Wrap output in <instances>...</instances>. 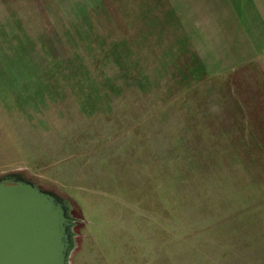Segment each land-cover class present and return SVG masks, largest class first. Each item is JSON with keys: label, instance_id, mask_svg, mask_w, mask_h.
I'll list each match as a JSON object with an SVG mask.
<instances>
[{"label": "rangeland", "instance_id": "obj_1", "mask_svg": "<svg viewBox=\"0 0 264 264\" xmlns=\"http://www.w3.org/2000/svg\"><path fill=\"white\" fill-rule=\"evenodd\" d=\"M13 172L71 264H264V0H0Z\"/></svg>", "mask_w": 264, "mask_h": 264}, {"label": "water", "instance_id": "obj_2", "mask_svg": "<svg viewBox=\"0 0 264 264\" xmlns=\"http://www.w3.org/2000/svg\"><path fill=\"white\" fill-rule=\"evenodd\" d=\"M75 226L67 198L19 172L0 176V264H71Z\"/></svg>", "mask_w": 264, "mask_h": 264}]
</instances>
